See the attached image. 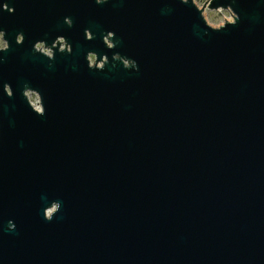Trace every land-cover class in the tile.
I'll list each match as a JSON object with an SVG mask.
<instances>
[{
    "label": "water",
    "instance_id": "1",
    "mask_svg": "<svg viewBox=\"0 0 264 264\" xmlns=\"http://www.w3.org/2000/svg\"><path fill=\"white\" fill-rule=\"evenodd\" d=\"M0 36V264H264V0H0Z\"/></svg>",
    "mask_w": 264,
    "mask_h": 264
},
{
    "label": "rangeland",
    "instance_id": "2",
    "mask_svg": "<svg viewBox=\"0 0 264 264\" xmlns=\"http://www.w3.org/2000/svg\"><path fill=\"white\" fill-rule=\"evenodd\" d=\"M208 0H194L195 4L202 9L203 3H205ZM204 10V15L208 21V24L212 27H220L227 21H233L234 17L230 14L229 10H218L214 11L208 8V4H206V8ZM6 43L3 41L2 37L0 36V48H5ZM92 61H94V57H92ZM32 102L37 100L35 95H31Z\"/></svg>",
    "mask_w": 264,
    "mask_h": 264
},
{
    "label": "built area",
    "instance_id": "3",
    "mask_svg": "<svg viewBox=\"0 0 264 264\" xmlns=\"http://www.w3.org/2000/svg\"><path fill=\"white\" fill-rule=\"evenodd\" d=\"M58 42L65 43V41L63 39H61V38L58 40ZM36 49L38 51H40L41 53L46 54L47 56L52 57V55H53V51L52 50H49L43 43L37 44L36 45ZM60 49H62V50L65 49L64 45H61ZM91 62L93 63L94 61H92V59H91ZM36 99L37 100H35L34 102H32V97H30V100H31L32 105L34 106V108L36 110H38V109H41V108H40V103H39L38 98H36Z\"/></svg>",
    "mask_w": 264,
    "mask_h": 264
},
{
    "label": "flooded vegetation",
    "instance_id": "4",
    "mask_svg": "<svg viewBox=\"0 0 264 264\" xmlns=\"http://www.w3.org/2000/svg\"><path fill=\"white\" fill-rule=\"evenodd\" d=\"M19 38H20V37H19ZM19 38H18V40H19ZM58 40H59V39H58ZM92 57H93V56H91L90 58L92 59Z\"/></svg>",
    "mask_w": 264,
    "mask_h": 264
},
{
    "label": "bare ground",
    "instance_id": "5",
    "mask_svg": "<svg viewBox=\"0 0 264 264\" xmlns=\"http://www.w3.org/2000/svg\"><path fill=\"white\" fill-rule=\"evenodd\" d=\"M205 16V15H204ZM38 110H40V109H38Z\"/></svg>",
    "mask_w": 264,
    "mask_h": 264
}]
</instances>
